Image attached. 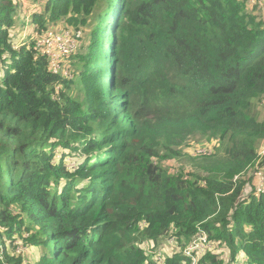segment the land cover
Listing matches in <instances>:
<instances>
[{
  "label": "trees",
  "instance_id": "16d2710c",
  "mask_svg": "<svg viewBox=\"0 0 264 264\" xmlns=\"http://www.w3.org/2000/svg\"><path fill=\"white\" fill-rule=\"evenodd\" d=\"M35 1L20 44L21 4L0 0V264H24L16 238L35 264H157L144 242L199 227L202 264H264V21L243 0ZM60 23L82 32L71 80L36 49ZM214 140L198 171L167 168Z\"/></svg>",
  "mask_w": 264,
  "mask_h": 264
},
{
  "label": "rangeland",
  "instance_id": "374dc122",
  "mask_svg": "<svg viewBox=\"0 0 264 264\" xmlns=\"http://www.w3.org/2000/svg\"><path fill=\"white\" fill-rule=\"evenodd\" d=\"M44 1L45 0H39V2L41 4H44ZM17 2H19L21 5L19 8V12H18L19 15L17 17L18 23L16 24V27L13 31V38H14L16 43L22 44V43H27L30 40L35 38L34 29H33L32 25H30L29 23L31 21V15L34 12H36L37 10H40L41 7L39 6V3L35 0H17ZM247 9L249 11H251L248 7H247ZM111 22H112L111 20L108 21V26L110 24V31L112 32L113 28L111 27V25L113 23H111ZM24 24H28V25H24ZM62 25L64 26L63 23H62ZM87 34H88V29L86 30V36H87ZM109 35H110V33L109 34L106 33L107 38H109ZM86 36H85V40H86ZM114 43H115L114 40H112L111 43L109 44L110 48L114 47ZM16 46H19V45H16ZM78 62L79 61L77 60V63L75 62V64H74V60H72L73 69H76ZM111 67L112 68L114 67V63H111ZM76 86L77 85H74L72 87V89L74 90L73 92L78 91V87H76ZM257 113L260 116L261 120H264V102L258 106ZM207 143H209V142L197 143V144L192 143L189 147L184 148L183 149L184 155L182 157H180L179 159H173V160L171 159L166 164L167 168H169L171 170L172 169L178 170L181 168H185L187 170H194V171L197 170L198 171L199 167L197 164H195L194 160H192V159L195 158L196 151L200 148L199 145L201 144L202 148L204 149L208 146V145H206ZM213 145L214 146L218 145L217 140L213 141ZM258 152H259L260 156H263L262 155V149L259 150ZM68 160L71 161L72 163H75V158L72 156H69ZM261 163H262V160L260 159V161L257 164H254L253 167L250 168V172H248L247 174L243 173L241 175V179L245 180L247 182V184L250 183L249 182L250 178H251V181H256L254 173L255 172L258 173L259 169H261V167H263V166H261ZM199 172H202V171H199ZM143 190H144V188H143L142 184L139 182V180H137L133 183V187H131L130 192H131L132 196H137L139 193L143 192ZM141 195L146 196L145 193H142ZM168 238H170V239L166 242L159 241L157 243L156 242L154 243L155 249L154 250L151 249V251H150L152 256L154 258H156L157 260H159L160 263L162 261H164V264H167L166 261L169 259H172L173 256H175L176 254H181L183 256V258L185 259L184 255H183V249L185 247H187L188 245L186 244L183 248H181L179 246V241L175 237L168 236ZM171 238H175V241L177 243L176 246H172L169 244L170 241H172ZM13 247H14L15 255L21 256L23 258V262L25 264H35L39 260V257H40L39 251L36 248L25 244L22 239L16 238V241H15ZM11 250H13L12 247H11ZM19 250H22L23 253H20ZM2 251H3V247H0V252H2ZM12 256H13V254H12ZM163 256H164V258H163ZM203 259H202V261H203ZM202 261H200V264H202ZM182 262H185V260H183ZM182 262H181V264H182ZM227 262L225 264H227ZM246 263H247V259L245 257H243V255H241L239 264H246Z\"/></svg>",
  "mask_w": 264,
  "mask_h": 264
},
{
  "label": "built area",
  "instance_id": "2783aa9c",
  "mask_svg": "<svg viewBox=\"0 0 264 264\" xmlns=\"http://www.w3.org/2000/svg\"><path fill=\"white\" fill-rule=\"evenodd\" d=\"M243 1L251 11L256 12L259 18L264 21V0ZM81 39L82 32L80 30L76 31L73 29H66L61 23L60 25L54 24L49 27V29L43 35L36 37V49L39 54L47 59L49 69L55 76H60L63 79L71 80L73 77L71 59L78 53ZM212 147L214 148V145L207 146L204 149L199 148L196 151V156L210 155L213 150ZM260 176L261 174H259V177ZM263 182L264 181L261 180L259 191L263 190ZM198 230L199 233L195 239L183 249L185 262H182V264H200V261H202L208 252H213L215 248L214 243L210 241L206 231H204L201 227H199ZM169 239L170 238H168L166 241ZM171 239L172 241H170L169 244L176 246L177 243L175 238ZM153 247V243L144 242L142 244V248L144 249L146 255H151L152 259L157 264H164V261L160 263L159 260L152 256L150 251L153 249ZM19 252L23 253L22 250H19Z\"/></svg>",
  "mask_w": 264,
  "mask_h": 264
}]
</instances>
